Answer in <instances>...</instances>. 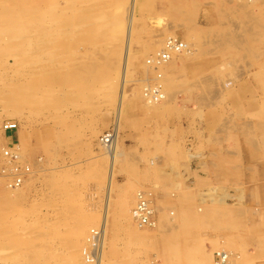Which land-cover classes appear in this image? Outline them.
<instances>
[{
    "label": "rangeland",
    "instance_id": "rangeland-1",
    "mask_svg": "<svg viewBox=\"0 0 264 264\" xmlns=\"http://www.w3.org/2000/svg\"><path fill=\"white\" fill-rule=\"evenodd\" d=\"M7 119L0 264H264V0H0Z\"/></svg>",
    "mask_w": 264,
    "mask_h": 264
},
{
    "label": "built area",
    "instance_id": "built-area-1",
    "mask_svg": "<svg viewBox=\"0 0 264 264\" xmlns=\"http://www.w3.org/2000/svg\"><path fill=\"white\" fill-rule=\"evenodd\" d=\"M181 49V44H179L176 40L170 39L169 41H167L165 48L151 58L150 63L156 66L169 59L171 50L179 51ZM146 95H151V93L147 92ZM19 126V122L15 119H7L2 124L3 135L6 139L9 140V142L2 148V151L0 153L2 154L1 157L4 161L3 163H1L2 161H0V176L7 178L9 177L8 185L11 188L23 185L26 179L25 175L28 174L29 171L28 166L20 165V149L17 147ZM114 139L115 132L114 129H111L102 134V136L100 137V142L105 149L109 150L114 143ZM150 207L151 206L149 200L142 196L133 213L136 221L141 226L153 225L152 210ZM91 240L95 242L94 237H92ZM217 255L221 256L220 253H217Z\"/></svg>",
    "mask_w": 264,
    "mask_h": 264
},
{
    "label": "bare ground",
    "instance_id": "bare-ground-1",
    "mask_svg": "<svg viewBox=\"0 0 264 264\" xmlns=\"http://www.w3.org/2000/svg\"><path fill=\"white\" fill-rule=\"evenodd\" d=\"M184 44H182V46H183ZM159 52H161V51H159ZM173 52H176V51H174V50H171V53H173ZM127 53V52H126ZM172 57H173V55H171ZM126 60H127V58H125ZM170 59V58H169ZM168 59V60H169ZM168 60H166V61H164V62H162V63H160V64H158L157 66H159V65H164V63H166ZM126 62V61H125ZM125 64V63H124ZM129 64V63H128ZM149 64V63H148ZM167 64V63H166ZM165 64V65H166ZM124 67H125V65H124ZM123 67V68H124ZM123 72V71H122ZM123 77H124V74H123ZM122 77V78H123ZM126 78V77H125ZM123 80V79H122ZM125 80V79H124ZM124 85V84H123ZM125 86V85H124ZM151 89V87L149 88V90ZM134 91V90H133ZM131 93H132V91H131ZM126 96V95H125ZM163 97H164V94H163ZM150 101V100H149ZM121 102V101H120ZM147 103H149L150 105L152 104V105H154L155 103H151V102H147ZM157 103V102H156ZM141 105V104H140ZM148 105V104H147ZM143 107V106H142ZM120 109H121V107H120ZM153 109V108H152ZM158 110V109H157ZM118 129H116L115 130V139H114V143H113V145H112V147L108 150V152H110L111 153V155L113 156V157H115V156H117L118 155V151H117V149H118V146H119V144H118ZM105 223V222H104ZM103 225V224H102ZM104 229V228H103ZM93 230V229H92ZM93 232H95L96 233V231H93ZM95 233H93V234H91V238L92 237H94L95 238V242L97 243V240H98V236L95 234ZM98 233H99V231H98ZM102 234H101V237L99 238V240H100V245H103V235H104V233L103 232H101ZM90 238V239H91ZM94 242V244L93 245H96V243ZM88 243V242H87ZM91 243V242H90ZM103 247V246H102ZM15 251V250H14ZM100 251V250H99ZM92 252V251H91ZM101 252V251H100ZM82 253H84V249H83V251H82ZM99 253V252H98ZM102 253V252H101ZM98 255V254H97ZM101 255L102 254H100V255H98L97 256V260H96V264H102V258H101ZM87 257V258H86ZM85 258H86V260L87 261H91L92 259H91V257L90 256H85ZM94 260V259H93Z\"/></svg>",
    "mask_w": 264,
    "mask_h": 264
}]
</instances>
